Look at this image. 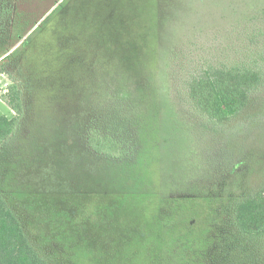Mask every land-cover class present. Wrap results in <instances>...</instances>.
Segmentation results:
<instances>
[{
    "label": "trees",
    "instance_id": "1",
    "mask_svg": "<svg viewBox=\"0 0 264 264\" xmlns=\"http://www.w3.org/2000/svg\"><path fill=\"white\" fill-rule=\"evenodd\" d=\"M38 2L0 0V72L15 112L0 116V264H264V13L221 36L233 65L167 51V105L195 127L200 166L183 190L159 191L161 51L122 70V41L136 29L69 19L68 0ZM74 145L113 186L74 193L67 211L40 186V162Z\"/></svg>",
    "mask_w": 264,
    "mask_h": 264
},
{
    "label": "rangeland",
    "instance_id": "2",
    "mask_svg": "<svg viewBox=\"0 0 264 264\" xmlns=\"http://www.w3.org/2000/svg\"><path fill=\"white\" fill-rule=\"evenodd\" d=\"M52 0H39L34 7L44 8ZM69 8L67 16L69 19L81 22L86 18H93L104 26L127 25L136 34H127L121 45L122 60L121 68L125 71L136 72V67L142 60L154 58L159 55L160 68L157 71V87L159 93L161 131L155 145L161 144V149L155 152L158 156V163L152 166V177L159 184L156 188L159 191L168 186L172 191L183 190L186 185L188 174L200 166L198 156L193 154L192 138L193 125H184L177 118L175 111L181 110L167 105L173 98L175 59L167 58L170 48L176 46L185 49L189 48L187 55L190 63L199 58H206L210 62L220 61L222 55L228 56L221 60L229 62L230 65L237 61V54L232 49L231 54L222 50L221 36L228 32L230 27L238 21L255 17L264 13V0H68ZM50 3V4H49ZM112 10V14H111ZM108 13L111 15L107 17ZM62 18V14L58 13ZM98 14H102L101 19ZM113 16V18H111ZM123 23V24H120ZM157 44L161 49L158 48ZM180 56V53H178ZM104 59L111 60L116 56L106 53ZM132 58V60L129 59ZM141 60V61H140ZM183 63L182 60H180ZM233 63V64H232ZM197 64V63H196ZM11 78L6 72H0V99L8 103L7 93ZM170 100H169V99ZM3 114L0 111V116ZM15 115L12 110L9 116ZM189 127V131H188ZM196 130V129H195ZM195 137V136H194ZM57 140H60L58 137ZM72 140V139H71ZM191 140V141H190ZM54 141V139H52ZM51 143V142H50ZM50 145V144H49ZM57 145V144H56ZM55 145V146H56ZM51 147L46 154L44 162L40 165L41 181L46 191L53 197L60 199L67 211L75 205L72 200L74 193L79 194L87 191L88 195H95L102 191L103 184L109 188L113 186L107 179L103 169H98L96 163L89 162L78 148L68 150L59 147ZM77 153V154H75ZM77 155V156H76ZM88 161V162H87ZM47 165L49 168L44 170ZM36 172H38L36 170ZM101 174L103 176H101ZM32 173L29 174L31 178ZM62 188H56L62 183ZM103 181V182H100ZM60 182V183H59ZM165 183V184H164ZM53 185V186H52ZM183 185V187H179ZM52 186V188H51ZM55 186V187H54ZM173 188V189H172ZM177 188V189H175ZM134 189H131L133 191ZM139 190V189H138ZM77 191V192H75ZM77 198H79L77 196ZM53 199L52 201H56ZM104 203V202H103ZM103 203H101L103 205ZM54 204V203H53ZM56 206V204H54ZM96 205V204H95ZM114 202L105 203V208L111 209ZM90 212V211H89ZM87 212V214H89ZM110 236V234H109Z\"/></svg>",
    "mask_w": 264,
    "mask_h": 264
},
{
    "label": "water",
    "instance_id": "3",
    "mask_svg": "<svg viewBox=\"0 0 264 264\" xmlns=\"http://www.w3.org/2000/svg\"><path fill=\"white\" fill-rule=\"evenodd\" d=\"M0 111L8 116L10 112L12 111L11 106H9L6 102H4L2 99H0Z\"/></svg>",
    "mask_w": 264,
    "mask_h": 264
}]
</instances>
